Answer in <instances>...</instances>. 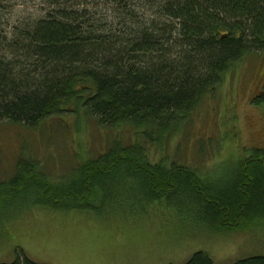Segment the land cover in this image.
Here are the masks:
<instances>
[{"label": "trees", "instance_id": "obj_1", "mask_svg": "<svg viewBox=\"0 0 264 264\" xmlns=\"http://www.w3.org/2000/svg\"><path fill=\"white\" fill-rule=\"evenodd\" d=\"M46 1L55 8L46 17L20 21L13 33L0 24V125L33 129L82 108L103 129L130 127L143 137L130 145L114 140L106 153L81 165L79 182L55 188L70 198H51L46 205L80 207L77 201L90 196L87 187L97 196L104 179L124 174L143 177L157 198H188L207 211L205 226L212 233H233L262 221L264 150H252L237 179L217 188L177 162L153 164L149 146L178 134L237 64L264 54V0H147V9L100 0L108 11L101 19L89 12L96 2ZM135 8L146 9L148 16ZM254 103L264 105V88ZM41 166L34 159L19 162L14 181L23 173L37 177ZM29 181L23 179L25 186ZM37 185L26 192L8 185L0 202L23 192L44 194ZM11 264L39 263L18 252ZM185 264L215 262L197 252ZM234 264H264V256Z\"/></svg>", "mask_w": 264, "mask_h": 264}, {"label": "rangeland", "instance_id": "obj_2", "mask_svg": "<svg viewBox=\"0 0 264 264\" xmlns=\"http://www.w3.org/2000/svg\"><path fill=\"white\" fill-rule=\"evenodd\" d=\"M98 1L89 0L97 5L89 12L101 19L108 11ZM145 1L126 0L147 9ZM48 2L0 0L3 30L13 33L20 21L46 17L55 9ZM146 9L135 11L146 15ZM263 88L264 54L248 56L200 102L178 134L149 146L150 161L177 162L202 175V181L226 187L252 150H264V105L254 103ZM116 139L125 145L143 141L141 131L130 127L103 129L82 108L33 129L0 125V191L12 184L26 192L38 184L44 192L0 202V264L14 263L18 252L39 264H185L197 252L215 264H234L264 256V219L233 233H212L205 226L207 211L185 196H152L137 175L104 179L97 196L87 187L90 196L77 201L80 207L46 205L51 198H70L55 188L79 182L81 165L106 153ZM32 159L41 163L42 174L19 173L14 181L18 163ZM29 178L32 183L25 186L23 179Z\"/></svg>", "mask_w": 264, "mask_h": 264}]
</instances>
